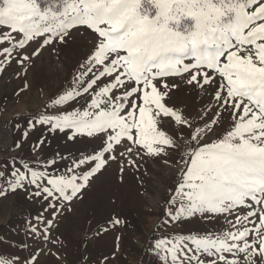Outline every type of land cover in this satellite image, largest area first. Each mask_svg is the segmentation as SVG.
Wrapping results in <instances>:
<instances>
[{
    "label": "snow or ice",
    "instance_id": "1",
    "mask_svg": "<svg viewBox=\"0 0 264 264\" xmlns=\"http://www.w3.org/2000/svg\"><path fill=\"white\" fill-rule=\"evenodd\" d=\"M0 26V73L15 61L26 75L42 49L67 44L78 27L96 35L69 87L26 118L22 138L42 127L100 147L71 158H11L0 168V197L23 192L42 203L29 222L34 240L58 244V218L112 162L122 179L126 168L162 159L178 167L165 226L195 217L230 225L156 239L163 264H240L241 255L264 264V0H0ZM30 42L38 47L29 54ZM177 79L207 96L198 110L173 101ZM44 250L0 256V264H39Z\"/></svg>",
    "mask_w": 264,
    "mask_h": 264
},
{
    "label": "rangeland",
    "instance_id": "2",
    "mask_svg": "<svg viewBox=\"0 0 264 264\" xmlns=\"http://www.w3.org/2000/svg\"><path fill=\"white\" fill-rule=\"evenodd\" d=\"M39 2L43 7L51 0ZM70 35L67 44L54 45L55 51L53 47L42 49L27 64L26 75L15 61L0 73V168L10 164L11 158L21 164L43 161L57 152L71 158L100 147L98 141L87 138L68 141L64 134H52L42 127L31 130L26 140L22 138L26 118L44 112L46 104L69 87L78 64L94 48L96 35L91 30L81 26L71 30ZM36 47L37 42H30L26 51L30 54ZM25 82L28 88L17 95ZM175 82L181 84L173 97L175 103L195 111L207 100L206 95L185 88L182 81ZM86 99L72 102L68 110L82 107ZM41 139L46 143L34 151L33 146ZM17 141L22 145L19 149L14 147ZM139 164L138 170L126 168L122 179L115 162L98 173L83 191L82 198L73 201L70 210L66 208L58 218L52 233L59 240L56 245L34 240L30 233L29 222L34 225L42 209L40 201L29 200L23 192L0 197V256L26 257L31 250L43 247L39 264H163L152 251L156 239L230 229L224 217L213 220L195 217L165 226L166 202L176 186L178 167L152 158ZM244 212L238 210L240 215ZM114 218L122 223L113 228L109 222ZM228 219L234 221L235 215ZM105 228L108 230L104 231ZM105 257L109 258L107 262ZM239 260L244 264L242 255Z\"/></svg>",
    "mask_w": 264,
    "mask_h": 264
},
{
    "label": "trees",
    "instance_id": "3",
    "mask_svg": "<svg viewBox=\"0 0 264 264\" xmlns=\"http://www.w3.org/2000/svg\"><path fill=\"white\" fill-rule=\"evenodd\" d=\"M39 1L43 2L44 0H39Z\"/></svg>",
    "mask_w": 264,
    "mask_h": 264
}]
</instances>
